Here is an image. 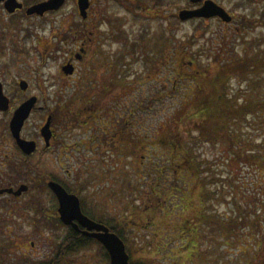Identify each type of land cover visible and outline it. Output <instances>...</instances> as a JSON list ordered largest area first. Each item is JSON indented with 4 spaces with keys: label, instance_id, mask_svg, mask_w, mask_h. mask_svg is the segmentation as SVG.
<instances>
[{
    "label": "rangeland",
    "instance_id": "obj_1",
    "mask_svg": "<svg viewBox=\"0 0 264 264\" xmlns=\"http://www.w3.org/2000/svg\"><path fill=\"white\" fill-rule=\"evenodd\" d=\"M161 1L158 3V0H145L139 4L140 8L135 9L126 2L122 5L111 0H101L95 2L90 17L97 23L94 29L98 33L96 37L101 40L100 46L105 55L101 61L105 65L127 67L129 71L139 75L141 97H148L147 93L151 90L156 96L171 93L169 98L158 101L155 106L152 105V114L158 121V126L169 121L170 129L174 131L175 122L191 110L190 103L193 100L187 97L188 88L192 87L190 92L192 98L204 95L205 83L213 88L211 80L218 71L214 65L215 59L224 63L232 61L233 57H243L246 53L247 56L254 55L264 62V26L251 24L225 26L204 23L196 19L180 21L177 13L190 5V1L166 0L167 7L162 6ZM258 3L259 0L255 6L261 7L262 3ZM249 5L250 2L246 8ZM74 11V8H65L59 15L53 17H66ZM153 12H155L154 15H152ZM170 14H172L171 18ZM77 19L79 20L78 15ZM51 27L46 25L45 39L49 38L48 30ZM94 39H96L95 36ZM44 60L40 74L43 85L39 84L41 91H37L38 84H33L31 81L32 92L48 97L57 92L61 103H64L66 107L68 104L71 106L72 103L68 100L74 92V83L66 81L63 84L65 80L61 79L60 86L52 85L56 81L55 77L60 74L58 67L60 63H63L64 57L58 54L54 58L46 56ZM13 67L17 68L15 60ZM31 69L30 64L21 71L17 69L19 76H16L30 80ZM168 78L172 81V85ZM226 89L227 93L233 96L240 90L243 91L239 103L249 96L248 100L263 105V108L256 110L255 114H247L246 123L241 122L243 138L257 146L252 148V151L255 149L258 151L256 162L237 163L228 160L226 163L229 152L227 149L224 150L218 142L211 144L209 141L199 139V142L192 146V151L196 158L203 162L199 169L200 181H205L209 192L204 203L206 206L204 213L218 222L220 218L238 212L237 205L246 217L239 227L240 233L244 232L243 240L237 244L232 245L227 242L229 240L218 233L216 225L207 224L203 231L205 238L198 241L196 249H180L178 246H182L183 242L174 237L175 233H172L173 237H170V234L163 233L158 228H152V224L150 226L151 215H155V211L146 210L153 208L157 202H153L154 199L149 194L151 182L146 176L150 172L146 168V165H149L146 161L151 158L152 163H157L163 158L160 154L164 155L168 146L163 142L165 145L161 147L159 139L155 151L151 154L143 152L130 155L110 152L104 155V162L101 159L102 163L82 164L81 162L76 166L73 163L66 164L65 169L70 170L71 174L74 173V176L70 175L71 177L67 179L69 185L78 188V184H83L82 196L86 197L83 201L85 208L97 218L105 219L104 221L108 224H114V221L110 219L114 215L117 222L121 223L122 230L118 234L124 239L126 251L132 257L130 264H135L138 259L150 264H264V64L259 74L249 73L244 81L235 75L228 76ZM211 94L215 93L211 92ZM49 106L57 111L62 104L59 107ZM5 121V117L0 116V134L8 139V126ZM33 129V125L30 124L26 126L23 133ZM195 134L191 133L193 136ZM169 139H171L170 136ZM244 148L249 149V147ZM11 152L13 155L9 168L2 167L0 163V180H3L5 173H8L14 187L20 184L27 187L24 184V175H29L39 180L37 184L40 186L32 184L30 191H27V187L25 191L16 193V196L21 195L18 199L9 200L5 196L0 198V232L11 226L26 225L25 218L36 221L39 215L36 211L47 205L44 200L40 204L36 197L47 188L46 178L39 176V173L32 169H23V167L14 173L13 165L18 167L16 165L18 159L14 151ZM52 155H55L53 151L43 156L48 162L45 171L64 175V170L51 162ZM104 170L107 180L101 182L100 175ZM163 181L159 182L160 187ZM34 187L38 191L42 189L37 193L35 190L32 191ZM101 187L107 190L102 192ZM18 190L19 188L16 192ZM26 191L29 193L23 195ZM27 194L31 196H25ZM172 200L174 201L172 205H176L178 202L176 197ZM25 215L27 216L24 218ZM182 215L181 207L173 206L169 220L180 221ZM41 224L38 220V225ZM125 224L130 228L124 226ZM253 225L256 228H253ZM163 247L166 248V253L162 250Z\"/></svg>",
    "mask_w": 264,
    "mask_h": 264
},
{
    "label": "flooded vegetation",
    "instance_id": "obj_2",
    "mask_svg": "<svg viewBox=\"0 0 264 264\" xmlns=\"http://www.w3.org/2000/svg\"><path fill=\"white\" fill-rule=\"evenodd\" d=\"M46 1L0 0V88L2 95L8 100V108L0 110V116L5 117L8 126V139L0 134V163L2 167L8 169L12 162L11 151H14L18 159L16 165L39 173V176L46 178L47 187L42 190V194L36 196L40 204L42 200L47 202L45 208L36 211L39 212L36 221H29L25 215L26 225L11 226L0 232V264H111L108 250L95 237L103 230L85 227L76 219L71 220L69 224L64 223L58 213V200L48 183L55 182L68 194L75 195L84 216L119 236L118 232L122 230L121 223L117 222L115 215L110 218L114 224H108L105 219L97 218L85 208L83 201L86 197L82 196L83 184H78V188L69 185L67 179L71 177L70 175L74 176V173L71 174L70 170L65 169L66 164L73 163L76 166L81 162L82 164L102 163L104 155L110 152L130 155L143 152L151 154L159 141L161 143L164 141L166 145L171 144L173 133L169 126L171 122L166 121L158 126V121L152 114V105L155 106L158 101L169 98L171 93L156 96L151 90L147 93L148 97H141L139 75L129 71L127 67L105 65L101 61L105 55L100 46L101 40L96 37L98 33L94 26L96 27L97 23L90 17L95 2L101 0H87L85 18L80 16L78 0H63L57 10L41 12L38 6ZM111 1L122 5L126 2L135 9L140 8L141 2H145V0ZM160 1L158 0V3ZM189 1L191 4L184 9H200L206 1H211L230 17L229 22L218 15L196 18L204 23L225 26L233 24L264 26V0H259V3H262L261 7L255 6L258 0ZM249 2L250 5L246 8ZM161 4L164 7L168 6L166 0L161 1ZM65 8H74L75 11L66 17H53L59 15ZM154 14L155 12L152 13ZM169 17L171 18L172 14ZM46 25L53 26L48 30V39H45ZM58 54L64 57V61L60 63L58 67L60 74L55 77L56 81L52 85L60 86L61 79L65 80L63 84L66 81L74 83V92L68 100L72 105L68 104V107L61 103L57 92L50 97L32 92L31 81L33 84L37 83L36 90L41 91L39 84L43 82L40 81L42 78L40 74L45 57L54 58ZM14 60L17 68L13 67ZM29 64L32 66L30 71L32 78L26 80L17 77L19 76L17 69L21 71ZM67 65L71 68V73L63 70V66ZM21 82L25 83V89L21 88ZM170 82L172 85L171 80ZM30 98H36V102L21 128L20 138L33 141L35 150L31 154H25L17 146L9 124L15 109ZM61 104L62 106L59 107ZM49 105H56L59 108L55 111ZM48 117L51 121L49 134L45 137L41 129L45 126ZM30 124L34 129L23 133ZM67 132L69 133L65 135ZM83 134L85 137H81ZM52 151L55 155H52L53 159L50 160L59 169L64 170L62 176L45 171L48 162L43 156ZM146 162L151 166V158ZM100 180L101 182L107 180L105 170L100 175ZM24 182L28 187L27 191H30L32 184L40 186L37 184L40 181L33 176L24 175ZM160 184L163 185L160 187L159 183H151L149 187L151 192L148 193L154 199L151 200L157 202L153 208L151 207L152 211H157L159 208L166 210L172 206L174 202L172 198L176 197L178 200V196L173 194L171 174L164 183ZM2 185L4 187H1ZM20 185L14 187L12 179L8 177V173H5L4 179L0 180V198L2 196L9 200L20 198L21 195L16 196V190ZM101 188L102 192L107 190ZM41 189L37 190V193ZM34 190L36 191L35 187L32 188V191ZM27 191L23 195L29 193ZM38 220L41 225H38ZM128 256V264H130L132 257L129 254ZM135 264L150 263L138 259Z\"/></svg>",
    "mask_w": 264,
    "mask_h": 264
},
{
    "label": "trees",
    "instance_id": "obj_3",
    "mask_svg": "<svg viewBox=\"0 0 264 264\" xmlns=\"http://www.w3.org/2000/svg\"><path fill=\"white\" fill-rule=\"evenodd\" d=\"M231 60L224 63H220L218 59L214 60V65L218 69L217 75L211 80L213 88L208 87L205 83L203 96L192 98L190 95L192 87L188 88L187 97L189 100H193L190 103L191 110H188L186 116L175 122L174 125L176 126L171 136L172 143L166 145L168 149H165L164 155L160 154L163 157L160 162L151 163V166L146 167L150 171L146 176L151 183L157 184L162 182V179H164V183L171 174L172 190L174 196L179 195L178 202L166 210L159 208L155 211V215H151L150 226L152 224L156 228H161L160 231L170 234V237H173L172 233H175L174 237L183 242L182 246H178L180 249H196L198 241L205 238L203 231L207 224L216 225L218 233L224 239H228L227 242L232 245L243 240L242 233L244 232L240 233L239 227L244 223L246 217L237 205L238 212L220 218L218 222L204 213V208H206L204 203L209 192L206 189L205 181H200L201 171L199 169H201L200 166L203 162L198 160L192 151V146L197 144L199 139L209 141L211 144L218 142L224 150L227 149L229 156H231L227 157L226 163L228 160L237 163H243V161L256 162L255 158L258 156V151L257 149L252 151V148L257 146L250 144L243 138L241 122L246 123L247 114H255L256 110L263 108V105L248 100L249 96L246 99L243 98L244 101L239 103L243 91L240 90L234 96L228 94L226 79L228 76L235 75L244 81L249 73L259 74L264 62H261L259 57L247 56L246 53L243 57L237 56ZM211 92L215 94L213 95ZM192 132L194 134L196 132V134L193 136L191 135ZM163 142L161 147L165 145ZM244 147H249L248 150L250 151ZM19 168L13 165L14 173H17ZM185 173L186 175H184ZM182 184L184 185L180 188ZM173 206H180L182 209L183 215L180 221L169 220L170 210ZM150 211L152 210L149 209L148 212ZM136 215L140 214L137 213ZM124 226L130 228L127 224ZM253 228L256 227L253 225ZM119 237L124 240L121 235ZM165 249L163 247L162 250L165 251Z\"/></svg>",
    "mask_w": 264,
    "mask_h": 264
},
{
    "label": "water",
    "instance_id": "obj_4",
    "mask_svg": "<svg viewBox=\"0 0 264 264\" xmlns=\"http://www.w3.org/2000/svg\"><path fill=\"white\" fill-rule=\"evenodd\" d=\"M192 2H197L198 0H191ZM63 3V0H47L46 2L40 4L38 7L41 12L49 11V10H57ZM88 8L87 0H78V9L80 16L82 18L86 17V10ZM218 15L224 21L229 22L230 17L224 12L222 8L211 1H206L204 5L200 9L196 10H180L178 13L179 19L181 21H186L192 18H202V17H210ZM63 70L66 73H71L72 70L67 66H63ZM20 86L22 89H25V83L21 82ZM36 102V98H30L25 103L21 104L17 107L12 115L10 120L9 128L12 133V136L15 138L17 145L25 154H31L35 150V143L33 141H26L20 138V131L28 118L34 104ZM8 108V100L2 95V91L0 88V110H6ZM51 118L48 117V120L45 126L41 129L43 136L47 137L49 134V126H50ZM49 188L55 194L58 203V213L60 215V219L69 224L71 220L76 219L79 223L88 228H97L102 229L101 234H96V238L104 244L106 249L109 252L111 264H128L129 256L126 253L125 245L123 241L114 233H110L107 228L100 226L86 216L81 213L79 200L73 194H68L62 186L55 182L48 183ZM26 186H20L19 190L16 192L19 194L21 191L26 190Z\"/></svg>",
    "mask_w": 264,
    "mask_h": 264
}]
</instances>
